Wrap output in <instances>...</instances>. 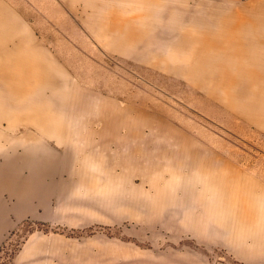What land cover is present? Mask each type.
<instances>
[{"label": "rangeland", "instance_id": "rangeland-1", "mask_svg": "<svg viewBox=\"0 0 264 264\" xmlns=\"http://www.w3.org/2000/svg\"><path fill=\"white\" fill-rule=\"evenodd\" d=\"M0 1L70 79L67 96L52 97L50 88L29 83L33 94L21 105L12 99L5 103L12 105L13 115L0 121V264H18L26 249H31L28 260L42 264H199L201 259L206 264H253L219 240L232 234L213 225L216 221L219 227L221 217L212 212L213 179L218 168L223 181L238 187L232 191L234 205L245 204L241 174L264 179V111L244 115L229 107L232 97L218 78L213 98L211 81L205 80L209 71L198 70L203 86L180 74L184 65L187 72L197 71L180 61L184 56L175 47L184 40L185 27L175 29L168 18H149L139 45L120 50L108 44L109 37L91 30L93 7L83 0ZM158 1L200 9L209 19L227 13L248 20L264 13V0ZM146 9V4L114 1L105 13L116 10L133 17ZM195 20L188 18L184 26L190 23L195 32ZM198 23L210 26L215 20ZM246 26L255 32L245 40L257 45L263 23ZM205 38L195 45L203 46ZM242 48L253 57L244 66L261 67L264 45ZM205 51L213 54L210 48ZM171 57L179 60L171 63ZM10 74L17 75L15 69ZM248 81L247 99H258L260 81ZM3 92L0 88L4 102L8 97ZM35 107L39 115L28 114L27 108ZM39 130L51 132L41 135ZM27 132L63 162L51 164L41 157L23 167V150L16 149L15 141ZM194 180H200V190L207 186L211 202L205 209L211 213H204L193 198ZM222 201L232 204L229 197ZM245 232L237 230L234 236L240 239Z\"/></svg>", "mask_w": 264, "mask_h": 264}, {"label": "bare ground", "instance_id": "bare-ground-1", "mask_svg": "<svg viewBox=\"0 0 264 264\" xmlns=\"http://www.w3.org/2000/svg\"><path fill=\"white\" fill-rule=\"evenodd\" d=\"M85 3L92 5V15L88 20V25L97 35L102 37H109L108 44L112 46L119 47L120 50L126 49V47L136 48L139 45V40L146 26L148 25L149 18H158L157 20H163L165 18L169 19V23L171 26L176 28H180V26L185 27L182 29V36L184 35V40L181 43L175 42V47L177 50L181 51L184 48L188 49V56H184L180 58V61L189 63L193 65L192 69L197 70L196 72H192L187 75L190 78L198 79L200 78V74L198 70L205 69L209 71L210 74L206 78L207 80L213 83L215 81L216 71L226 65L237 64L242 66L245 62H252L253 57L250 56L247 50H244L242 47L247 46L249 48H253L259 45V43L264 45V28L259 41L256 42L257 45L253 41L245 40V36L251 35V31L253 30L251 26L247 27L246 24L253 21H260L264 26V13H258L257 16L248 18L246 20L241 15H232L230 17L227 13H218L215 19H209L205 17L206 14L200 9H195L191 11L189 8L184 6L163 4L158 0H83ZM124 2V3H136V5L140 6L141 4H146L147 9L144 13L138 14L133 17H124L120 12L114 10L110 13H105L106 6L110 5L113 2ZM106 4V6H105ZM195 18V32H193L192 26L189 25L184 26V22L188 18ZM113 18V19H111ZM198 20L204 24V21H213L215 23L213 25L201 26L198 23ZM180 25V26H179ZM152 28L154 29V23L152 24ZM116 30V31H114ZM184 30L187 32L184 34ZM259 34L261 33V29H255ZM181 30L178 29L177 33L181 34ZM29 30L25 27L16 14L10 11L6 6H4L0 1V88L3 89V93L6 97H9L11 93L18 92L22 87L16 83V79L10 74V63L13 60V54L16 56L15 61L19 63L20 68H26L27 64L31 62V56L25 55L24 52L27 51L28 47L32 48V50L38 55L40 58L41 55L38 53V45L32 41H23L27 40ZM119 33L122 36L113 37L112 35H108L109 33ZM255 32V31H252ZM195 33L200 34L199 36L193 35ZM28 34V35H27ZM23 35V39L19 41V45H14L12 47H8L9 40L14 37H20ZM11 36V37H10ZM31 37V36H30ZM127 39H126V38ZM197 37V38H196ZM206 37V38H205ZM196 38V39H195ZM199 38H205V42H202L203 46L195 45V41H198ZM111 39V40H110ZM193 45L190 46V42ZM188 41V42H187ZM189 47H188V46ZM24 47V48H23ZM208 48L213 52L212 55L206 54ZM196 49L195 57L191 58V50ZM194 51V50H193ZM195 53V52H194ZM217 53L216 55H214ZM193 55V54H192ZM194 56V55H193ZM150 56L148 61L151 60ZM51 63L45 58V60L41 61V71H43V86L44 88H50V95L53 97L56 90H58L57 83H59V79H66L68 76L64 72L63 69H57L56 66L52 62V58L48 56ZM164 59L159 60L158 62H163ZM179 59L176 57H171V63L177 62ZM155 60H151L152 64H154ZM39 62V61H37ZM169 62V61H168ZM240 62V63H239ZM183 64V63H182ZM19 73H23L22 69L19 70ZM182 74V73H180ZM184 74L186 75L185 71ZM202 77V76H201ZM208 87H212V85H208ZM48 97V96H47ZM46 98V97H45ZM46 100H49L46 98ZM6 101H0V121L5 119L6 117H11V111L9 107L5 104ZM52 104V103H51ZM8 120V119H6Z\"/></svg>", "mask_w": 264, "mask_h": 264}, {"label": "crops", "instance_id": "crops-1", "mask_svg": "<svg viewBox=\"0 0 264 264\" xmlns=\"http://www.w3.org/2000/svg\"><path fill=\"white\" fill-rule=\"evenodd\" d=\"M30 34V35H28ZM28 38L27 40L23 41H30L32 38V41L36 43L38 47V55L32 50V48L28 47L27 51L24 52L25 55L31 56V62L27 64V67L20 68L22 69V74L19 73V63L15 61V55L13 54V60L9 64L11 69H15L16 71V77L13 76V78L19 77L20 79L16 80V83H18L22 89H20L18 92L11 93V95L8 97L7 101L17 100L16 105L19 106L21 103L24 102V97H29L31 94H33L32 91L27 87L29 83H35L37 85H40L44 88L43 84V71L40 70L41 67V61L45 60V58L51 63L48 56L52 58L53 64L56 66L57 69H63L56 61V59L46 52L43 48V46L33 37L31 36L30 31L28 32ZM31 36V37H30ZM11 37V36H10ZM22 36L18 37L23 39ZM15 38V37H14ZM12 38V39H14ZM12 39L9 40L8 47H12L14 45H19V39L18 41H12ZM24 48V47H23ZM188 52L187 48H184L182 50V55L186 56V53ZM39 61V62H37ZM52 64V63H51ZM243 67H237L236 64L226 65L224 68H221L216 71L215 81L213 83H209V85L213 86L211 96L213 98H216V89H217V78L219 82V86L226 87L225 94H228L230 97H232V100L229 102V107L234 109L237 112H241L244 115L250 114L251 112H255L254 110L258 109L260 111H264V62L262 63L261 67L258 65H250V66H244ZM64 70V69H63ZM193 70V69H192ZM205 70V69H203ZM184 71L186 75L184 74ZM206 71V70H205ZM65 72V70H64ZM66 73V72H65ZM181 75H185L189 80H195L198 82L199 86L202 85L203 79H194L190 78L187 75L191 74L190 71L187 72L186 66L184 65L181 69ZM67 74V73H66ZM68 76V75H67ZM207 78L205 77V80ZM251 79H258L260 81L262 91L260 94V97L257 99L254 98L253 100L250 98L247 99V90L248 87L246 84L249 82L248 80ZM59 83L56 84L58 86V90L55 91V96H67L68 91L66 86L69 84L70 79L69 76L66 79H59ZM216 82V83H215ZM223 83V84H222ZM245 84V86H243ZM78 94V93H77ZM20 98V99H18ZM8 106V105H7ZM257 108H256V107ZM10 107L11 114L13 112L12 105L8 106ZM23 107V106H22ZM28 114L37 113L40 112L38 107L30 108L26 110ZM23 112V111H22ZM13 115V114H12ZM26 115V114H23ZM22 115V116H23ZM29 117V115L27 116ZM37 117V116H36ZM23 117H21L22 119ZM26 118V116H25ZM40 128V126L38 127ZM40 134L46 135L48 130H39ZM51 132V131H50ZM49 132V133H50ZM49 136V135H48ZM41 138H38L36 134L33 132H27L22 135V138L19 140H16V149L20 148L23 150L22 152V158L20 164L24 166L32 165L33 163H37L41 157L44 158L48 163L56 164L57 162L62 161L61 155L57 152L52 151L45 145L41 140ZM28 151V153H26ZM32 151L34 153H32ZM190 155H198V153H193ZM218 168H215V174H214V188L216 189L214 191V204L213 211L215 214H219L220 217V223L218 227V223L214 221L213 225L215 226V229H225L229 230V233L232 234V236L229 237V239H219L222 244L228 245L231 250L236 251L239 255L240 259H243L245 261L251 262L253 264H264V179H261L259 177H255L253 175L249 174H241L240 179H242V182H245L243 185V189L245 192V204L241 205H234L233 199H232V191H237L238 187L228 184V180L222 179L221 174H218ZM217 171V172H216ZM235 177L238 178V175H235ZM194 186H193V198L197 199L198 206L200 209L204 208V213H211L209 210L206 212V203L211 202L210 195H206L205 189L207 186H202L204 190H200L201 182L200 180H194ZM197 185V187H196ZM227 189L230 191V195L226 193ZM196 195V196H195ZM195 196V197H194ZM229 197L232 201L231 205H228L227 203L221 202V198H227ZM218 198L220 199L221 204H218ZM236 196L234 195V203H236ZM255 199L260 200L262 204L256 205ZM223 203V204H222ZM179 204V203H177ZM191 206H194V203H191ZM211 206V205H209ZM237 230H244L246 231L245 234L240 235V239H237V236H234V232L237 233ZM249 230L252 231V233H249ZM237 246L240 248L238 249ZM31 249H26L25 251H22V255H19L18 257V264H26L27 261L29 264H42L41 261H36L34 258L29 259L30 256L29 253ZM169 258V257H167ZM168 261H173L172 259ZM199 264H206L202 259L200 260Z\"/></svg>", "mask_w": 264, "mask_h": 264}]
</instances>
